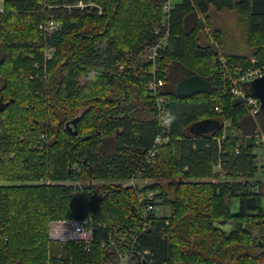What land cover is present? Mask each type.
<instances>
[{"label": "trees", "instance_id": "16d2710c", "mask_svg": "<svg viewBox=\"0 0 264 264\" xmlns=\"http://www.w3.org/2000/svg\"><path fill=\"white\" fill-rule=\"evenodd\" d=\"M38 1L5 0L0 13V122L4 127L0 135V264H115L116 254L99 245L90 252L76 243L49 245L52 220L89 216L95 223L107 224V229L96 232L101 238L112 234L123 246L129 243L128 232L137 235L131 264H264V186L256 193L257 183L251 181L260 168L254 140H246L239 154H226L225 168L229 175L242 173L240 179L189 180L210 175L217 154L213 137L222 132L223 119H231L243 135L261 130L254 127V118L239 97L217 93V50L212 43L201 42L206 24L198 13L209 17L212 7L237 10L251 55L260 59L264 58V0H182L176 5L161 66L173 139L157 155L158 162L149 164L145 162L158 121L154 100L148 96L149 75L142 70L135 75L132 62L156 37L160 0H97L105 7L104 15L96 10L59 12L62 28L50 38L57 51L49 61L47 78L42 72L40 78L31 79L32 56L41 60L43 55L35 49L44 15ZM212 31L220 40L221 32ZM228 56L252 66L250 55ZM193 74L211 81L212 88L181 97L167 81L171 77L178 84ZM203 119L220 125L194 135L192 123ZM43 132L50 137L49 157L35 148ZM178 136L191 137L196 146L192 149L191 142L184 158L175 141ZM235 142L230 140L229 147ZM94 150L103 159L99 169L94 165ZM117 169L127 171L119 177L140 175L168 182L166 188L159 181L146 188L95 183ZM73 178L84 182L86 201L77 200L71 187L58 183L24 184ZM156 188L163 191L162 203L173 206V212L168 220L150 213L147 219L152 225L144 231L137 193ZM235 204L237 210H233ZM217 219L222 224L230 220L233 230L221 229Z\"/></svg>", "mask_w": 264, "mask_h": 264}, {"label": "built area", "instance_id": "2783aa9c", "mask_svg": "<svg viewBox=\"0 0 264 264\" xmlns=\"http://www.w3.org/2000/svg\"><path fill=\"white\" fill-rule=\"evenodd\" d=\"M4 5L5 0H0ZM39 4L44 11L43 20L38 24L41 40L35 42L37 52L42 51V59H36L37 56H32L35 59L34 67L31 71L30 78L37 79L39 74L47 78L49 61L55 57L57 48L50 42V38L62 28V21L59 19V12L72 13L79 11L88 13L89 11H98L99 15H104L105 7L97 0H39ZM172 0H160L161 19L160 26L156 27V37L150 40L145 46L142 54L141 62L132 66L138 70H142L148 74L146 85L148 88V96L154 100L156 117L158 121L157 133L153 143L148 151L146 164L155 163L157 155L160 151L172 142L173 118L169 107V96L166 94V81L162 71L163 52L170 45L172 36V19L173 12L176 8ZM4 12V6L0 7V13ZM201 14V13H200ZM204 17L203 14H201ZM207 33L213 38L212 32L206 29ZM217 53L215 55L216 71L218 73L219 83L216 86V91L221 96H236L239 97L246 105L248 113L255 117L260 114L261 100L249 92L248 86L250 82L264 75V60L256 59L251 56L249 60L252 66H244L242 60L236 61L224 53L218 41H214ZM145 65H148L146 67ZM124 65H120L124 69ZM217 112H222V108L216 106ZM222 132L216 134L213 139L216 142L219 157L214 165V169L220 174V182L229 180L228 170L225 168V163L228 161L226 154L234 152L239 154L241 149L248 139H253L258 146L257 152L264 158V132L261 130L255 135H243L239 133L237 127L233 126L231 119H223ZM0 125V135L3 133ZM23 139V138H21ZM236 139V142L229 147V141ZM50 137L47 132L39 135V141L35 148L39 149L43 156L49 157L50 153ZM41 155V154H40ZM14 155H12L13 157ZM77 167V165H76ZM228 174V176H227ZM137 177V176H136ZM135 178V177H134ZM257 185L254 188L256 193H259L264 186V161L260 164V168L256 173L255 179ZM54 183L51 180H40L38 183ZM132 186L137 187L133 182ZM141 188V187H139ZM157 191H138V202L143 208L144 218L147 219L150 213L155 215L158 204L156 201ZM168 222V221H167ZM107 224L104 222H94L93 217L86 218H69L52 220L49 225L48 243L81 244L85 251L90 252L99 245L103 250L113 251L117 256L115 264H131V255L134 252V244L121 245L119 241L109 234L107 238L96 236L99 230L107 229Z\"/></svg>", "mask_w": 264, "mask_h": 264}, {"label": "rangeland", "instance_id": "374dc122", "mask_svg": "<svg viewBox=\"0 0 264 264\" xmlns=\"http://www.w3.org/2000/svg\"><path fill=\"white\" fill-rule=\"evenodd\" d=\"M173 3L175 4H180L182 2V0H172ZM3 4L0 1V7H2ZM199 14V13H198ZM204 15V20L206 21V26L205 29L207 28V25L211 28L212 30H219V32H221V35L224 37V39H217V34L213 33L216 37V40L218 41L219 45L221 46V48L224 50V53L226 55H233V54H239L240 56H253L252 54V50L249 49V47L247 46V42H246V36H245V32H244V26H243V19L240 17L239 12L236 10H222V11H216L214 9V7L211 8L210 13H209V17L206 14ZM210 18V20H209ZM204 23V22H203ZM207 31V30H206ZM205 34V33H204ZM220 34V33H219ZM201 42L204 44H209V43H213L211 36L209 35H203L201 34ZM104 46V45H102ZM145 47L141 50V52L138 54L137 58L135 61H133V63L137 64L138 62H141L142 60V54L144 52ZM229 53V54H228ZM248 56V57H250ZM230 57V56H229ZM240 60V59H239ZM236 60V61H239ZM261 61L264 60V58H260ZM240 62H243L240 61ZM245 64V61L244 63ZM201 70V69H200ZM32 71V69H31ZM31 71L29 73V75L31 74ZM202 71V70H201ZM139 71H135V75H137V73H139ZM42 75L39 74V78ZM50 76V74H49ZM81 82H83V78L80 79ZM168 82H170L174 88H176V80L175 79H171V77L168 78L167 80ZM104 90V88H103ZM104 91H107V89H105ZM39 92V91H38ZM83 109V108H81ZM81 109H79V113H81ZM262 117L264 118V112H261L260 114H258L257 116L253 117V122H254V127L257 129H263L264 130V120L262 119ZM48 119V118H47ZM46 119V120H47ZM0 125L4 131V127L0 122ZM191 138V137H190ZM184 138V137H175V141H177V145L179 146L178 150H179V154L181 155L182 158H184L182 156V154H184V151L186 150L187 152V147L189 146V144L193 141V139L191 138ZM106 144L108 145V142H106ZM192 149H196L195 144L192 142L191 145ZM98 150V149H97ZM97 150H94V154L95 158L97 159L96 161H94V165L97 169H99L100 166H102V158H99V152L97 154ZM183 151V152H182ZM215 154H216V159L215 162L213 163V165L211 166V170H210V175L208 176H204V177H199L196 178L194 177L193 179H189L190 181H202V182H210V183H214V182H219L220 180V174L214 169V165L216 164V161L219 157V153L218 150L216 149ZM188 158V157H186ZM99 160V161H98ZM122 160V159H121ZM264 159L263 157L259 154L258 155V162L259 165L261 164V162H263ZM106 161H104L105 163ZM156 162H158V160H156ZM117 167V165H116ZM118 168V167H117ZM189 168V165L187 164L186 166H184V170L187 171ZM125 172H127L125 169H117L114 172H111V170L107 173H105L106 177H101L99 179V181L95 182V183H101V184H111L114 187L115 186H121V187H128L131 186L132 182L137 186V187H143L146 188L148 185H153L154 183H156V181H159L160 184L162 186H164V188H166L167 182L168 180L166 179H154V178H148V177H141L140 175H138L137 177L133 178L134 176L132 175L131 177H119V175L124 174ZM228 176V174H227ZM243 176L242 173L240 174H233V175H229V178H235V179H240ZM256 179V175L255 173L253 174V177H251V181H255ZM40 181V180H38ZM38 181L35 182H24V184H38ZM54 184L58 183L61 185H65L67 187H71L72 189V195L77 199V200H83L86 201V193H85V189H84V182H82L81 180H79L78 178H73V179H68V180H63V181H53ZM4 184H11L12 182H3ZM13 184H22V183H18V182H13ZM146 191H152V189L149 190H145ZM153 191H157L158 194H156L157 196L159 195V198L157 199L156 197V201H158V207L156 210V216H159V218H170V216L172 215V209L173 206H171L169 203H162L163 199L160 198L162 196V190L159 188L154 189ZM160 207V208H159ZM233 210H237V205L235 204L233 207ZM89 214V211H88ZM144 218V215H143ZM149 219V217H148ZM148 219H144L143 221V228L142 230L146 231V229H148V227H150L152 225L151 221H149ZM168 220V219H167ZM216 225H218L221 229H223L226 232H231L234 228V224L229 220L228 222H226L225 224H222L221 220H216L215 221ZM128 239H129V244L131 245V243L134 244V249L135 246L137 245L136 240L138 239L135 234L133 235V233L131 234L130 232H128ZM164 237H167L169 235L168 232H166V230L163 233Z\"/></svg>", "mask_w": 264, "mask_h": 264}, {"label": "water", "instance_id": "95a60500", "mask_svg": "<svg viewBox=\"0 0 264 264\" xmlns=\"http://www.w3.org/2000/svg\"><path fill=\"white\" fill-rule=\"evenodd\" d=\"M211 88H212L211 81L205 79L199 74H193L181 80L176 85L175 92L177 95L181 97H186V96L209 91ZM250 88H251V94L258 97L261 100V111L264 112V75L253 79L250 82ZM219 125L220 123L217 120L203 119V120L194 122L190 127V131L194 135H198L203 132H208L212 129H215ZM72 129L73 128L71 127L70 130ZM73 133L74 135H77L75 124H74Z\"/></svg>", "mask_w": 264, "mask_h": 264}, {"label": "crops", "instance_id": "0c3cea01", "mask_svg": "<svg viewBox=\"0 0 264 264\" xmlns=\"http://www.w3.org/2000/svg\"><path fill=\"white\" fill-rule=\"evenodd\" d=\"M225 9H227V10H229V11H231V10H234V9H229V8H224L223 10H225ZM237 11V10H236ZM199 16H200V18H201V14L199 13ZM202 19V18H201ZM205 24H206V22H204ZM206 29H209L210 31H211V28L207 25V28ZM206 29H205V32H206V34L207 35H209L208 33H207V31H206ZM212 33H213V31H211ZM213 35V39H212V41H213V45L215 46V44H214V41L216 40V37H215V35L214 34H212ZM210 36V35H209ZM221 39H224V37L221 35ZM223 48V47H222ZM223 50V49H222ZM224 51V50H223ZM175 67H177V66H175ZM260 131V130H259ZM264 159V158H263ZM262 163V162H261Z\"/></svg>", "mask_w": 264, "mask_h": 264}, {"label": "bare ground", "instance_id": "6f19581e", "mask_svg": "<svg viewBox=\"0 0 264 264\" xmlns=\"http://www.w3.org/2000/svg\"><path fill=\"white\" fill-rule=\"evenodd\" d=\"M239 8H240V7H239ZM201 18L203 19L204 22H206V21L204 20V17L201 16ZM212 34H213V33H212ZM212 39H213V38H212ZM98 56H99V55H98ZM169 64H170V63H169ZM192 124H193V123H192ZM2 181H3V180H2ZM14 181H15V180H14ZM232 191H233V190H232ZM100 198H101V197H100ZM238 198H239V197H238ZM159 208H160V207H159ZM55 220H56V219H55ZM163 230H164V229H163ZM54 244H56V243H54ZM57 244H59V243H57ZM51 245H53V244H51ZM50 247H51V246H50Z\"/></svg>", "mask_w": 264, "mask_h": 264}]
</instances>
